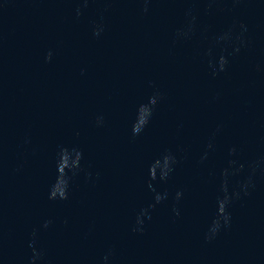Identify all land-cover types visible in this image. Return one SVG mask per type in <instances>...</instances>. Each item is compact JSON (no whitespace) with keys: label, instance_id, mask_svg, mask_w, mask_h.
I'll use <instances>...</instances> for the list:
<instances>
[{"label":"water","instance_id":"obj_1","mask_svg":"<svg viewBox=\"0 0 264 264\" xmlns=\"http://www.w3.org/2000/svg\"><path fill=\"white\" fill-rule=\"evenodd\" d=\"M0 264H264V0H0Z\"/></svg>","mask_w":264,"mask_h":264},{"label":"clouds","instance_id":"obj_2","mask_svg":"<svg viewBox=\"0 0 264 264\" xmlns=\"http://www.w3.org/2000/svg\"><path fill=\"white\" fill-rule=\"evenodd\" d=\"M146 10V9H145ZM96 35H99V33L97 32V33H95ZM225 63V61L223 60V62L221 63V70H223V64ZM150 103L151 104H155L156 103V98L155 97H152V98H150ZM143 107V106H142ZM149 115H150V113H149ZM147 123V122H146ZM139 131H142V129H135L134 128V135H136V134H138V132ZM51 198V197H50ZM67 198V196H66V194H63L62 195V197H61V199H66ZM159 200V199H158ZM219 214L220 215H224V217H225V222H227L228 221V219H229V217L225 214V202L224 201H221L220 202V205H219ZM218 223V222H217Z\"/></svg>","mask_w":264,"mask_h":264}]
</instances>
